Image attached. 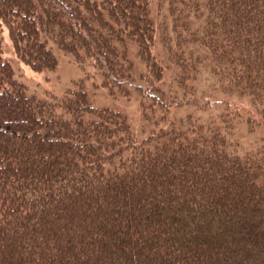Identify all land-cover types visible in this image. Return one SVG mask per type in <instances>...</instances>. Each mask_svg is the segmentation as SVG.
<instances>
[{
	"label": "trees",
	"instance_id": "16d2710c",
	"mask_svg": "<svg viewBox=\"0 0 264 264\" xmlns=\"http://www.w3.org/2000/svg\"><path fill=\"white\" fill-rule=\"evenodd\" d=\"M168 1L174 11L199 0ZM202 2L220 88L257 102L264 130V0ZM181 18L192 25L189 10ZM4 28L35 71L53 69L59 50L113 94L136 83L160 118L185 104L163 90L148 0H0ZM1 48L0 36V264H264V144L230 150L218 127L191 118L140 139L83 89L53 102L28 94ZM169 61L182 63L179 89L194 79L192 60Z\"/></svg>",
	"mask_w": 264,
	"mask_h": 264
},
{
	"label": "rangeland",
	"instance_id": "374dc122",
	"mask_svg": "<svg viewBox=\"0 0 264 264\" xmlns=\"http://www.w3.org/2000/svg\"><path fill=\"white\" fill-rule=\"evenodd\" d=\"M173 4L174 11L170 9L171 3L168 0H148L150 17L155 27L151 50L166 66L164 73L167 81L162 84L163 90L169 91L166 96L175 91L185 95V104L171 106L163 118H160L161 113L158 110H151L150 107L143 110L140 97L134 89L136 83L133 88L132 85L128 86L129 96L118 94L116 88L113 90L116 94H113L109 85L102 83L101 73L95 67L88 62L74 61L70 54L55 50L56 65L53 69H31L15 55L5 28L0 33L2 57L9 61L14 77L23 84L28 94L53 102L68 91L83 89L94 108L110 109L125 115L131 131L140 139L156 133L159 128H166L171 121L180 122L191 118L218 127L226 136L228 144H231L228 147L230 150L236 148L248 151L263 145L264 130L257 125L260 116L256 113L262 107L257 102L253 105L247 95L223 92L217 79V71L214 72L212 56L201 44L202 24L205 19L204 3L199 0L196 6L191 7L175 2ZM187 10L193 20L190 26L185 25L181 18L182 12ZM135 49L134 45L131 46L128 53L135 64L134 69H140L141 60ZM170 53L184 61L192 60V65L196 66L194 79H187L181 89L179 82L177 85L176 82L181 80L182 63L178 65L169 61ZM136 74L134 73L135 76ZM146 103L144 100L143 104ZM251 120L256 124L255 128L247 124Z\"/></svg>",
	"mask_w": 264,
	"mask_h": 264
}]
</instances>
